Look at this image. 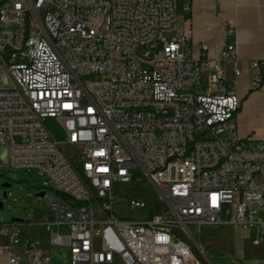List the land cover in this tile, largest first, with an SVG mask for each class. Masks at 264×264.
<instances>
[{"label": "built area", "instance_id": "1", "mask_svg": "<svg viewBox=\"0 0 264 264\" xmlns=\"http://www.w3.org/2000/svg\"><path fill=\"white\" fill-rule=\"evenodd\" d=\"M181 11L189 0H0V159L46 177L49 244L68 251L54 262L0 225L5 264H201L191 241L224 224L264 254V141L236 133L235 27L218 57L194 56ZM249 67L260 90L264 59ZM144 183L151 200L126 193Z\"/></svg>", "mask_w": 264, "mask_h": 264}, {"label": "crops", "instance_id": "2", "mask_svg": "<svg viewBox=\"0 0 264 264\" xmlns=\"http://www.w3.org/2000/svg\"><path fill=\"white\" fill-rule=\"evenodd\" d=\"M189 2L191 12L179 13L177 34L192 36L191 49L194 56L200 54L199 45L204 43L208 46L207 56L218 57L225 44L227 28L230 25L235 27L237 53L242 69V76L234 89L241 98L240 109L234 117L236 133L241 139L253 138L264 141V84L260 90H251L254 70L249 67L250 62L264 59V0H189ZM228 75L232 77V69H229ZM53 219L54 216L49 209L43 213H36L33 222L29 224V229L20 228L22 239L38 244V240L32 238V228L37 227L47 231L46 223L52 222ZM59 231L64 232L63 229ZM48 235L47 231L49 242ZM242 235L244 239L251 236V241L242 246H234L229 252H219L216 258L212 261L208 259V262L210 264H262L264 254L252 245V239L256 234ZM13 252L17 254L19 250L14 248ZM43 252L45 253L44 250ZM67 256L68 251L66 260ZM7 260L8 255H0V264H5Z\"/></svg>", "mask_w": 264, "mask_h": 264}, {"label": "rangeland", "instance_id": "3", "mask_svg": "<svg viewBox=\"0 0 264 264\" xmlns=\"http://www.w3.org/2000/svg\"><path fill=\"white\" fill-rule=\"evenodd\" d=\"M174 34H165L164 39L171 41ZM4 74L0 75L2 79ZM3 84L4 81H3ZM6 85V84H5ZM46 126L57 141L65 142V133L56 119H46ZM68 154H72V149L64 147ZM4 159H0V225L17 224L21 227L30 228L36 213H43L48 210L47 201L40 197L41 193H51L48 180L38 170H14L4 166ZM132 197H138L149 201L153 198L154 190L148 183L132 187L127 190ZM150 210L136 213L134 219L143 216L148 217ZM23 228V230H24ZM32 238L38 240V244L50 256L54 262H65L67 250L60 247H51L47 239V231H42L37 227L32 228ZM62 231V230H61ZM251 241L243 238L239 230L231 225H217L204 227L200 235H196L191 241L194 256L201 264H210L217 257L219 252H229L234 246H242ZM62 260V261H61Z\"/></svg>", "mask_w": 264, "mask_h": 264}, {"label": "water", "instance_id": "4", "mask_svg": "<svg viewBox=\"0 0 264 264\" xmlns=\"http://www.w3.org/2000/svg\"><path fill=\"white\" fill-rule=\"evenodd\" d=\"M45 193H41L39 194L40 197H44ZM2 206L1 202H0V207Z\"/></svg>", "mask_w": 264, "mask_h": 264}]
</instances>
